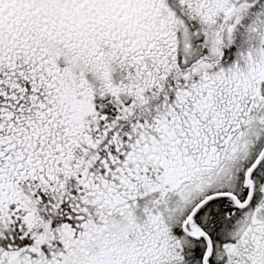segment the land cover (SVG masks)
I'll use <instances>...</instances> for the list:
<instances>
[{
    "label": "snow or ice",
    "instance_id": "1",
    "mask_svg": "<svg viewBox=\"0 0 264 264\" xmlns=\"http://www.w3.org/2000/svg\"><path fill=\"white\" fill-rule=\"evenodd\" d=\"M0 264H264V0H0Z\"/></svg>",
    "mask_w": 264,
    "mask_h": 264
}]
</instances>
